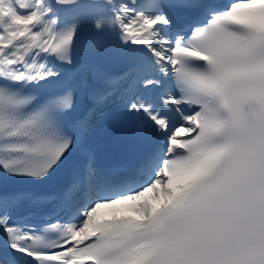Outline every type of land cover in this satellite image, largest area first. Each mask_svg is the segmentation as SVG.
I'll use <instances>...</instances> for the list:
<instances>
[{"label":"snow or ice","instance_id":"6c2138e0","mask_svg":"<svg viewBox=\"0 0 264 264\" xmlns=\"http://www.w3.org/2000/svg\"><path fill=\"white\" fill-rule=\"evenodd\" d=\"M0 264H264V0H0Z\"/></svg>","mask_w":264,"mask_h":264},{"label":"bare ground","instance_id":"6f19581e","mask_svg":"<svg viewBox=\"0 0 264 264\" xmlns=\"http://www.w3.org/2000/svg\"><path fill=\"white\" fill-rule=\"evenodd\" d=\"M146 195L150 196L151 194H146Z\"/></svg>","mask_w":264,"mask_h":264}]
</instances>
